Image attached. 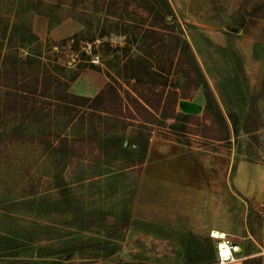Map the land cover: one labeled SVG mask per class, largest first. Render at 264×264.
<instances>
[{"label": "rangeland", "instance_id": "1", "mask_svg": "<svg viewBox=\"0 0 264 264\" xmlns=\"http://www.w3.org/2000/svg\"><path fill=\"white\" fill-rule=\"evenodd\" d=\"M168 1L174 12L168 22L191 43L227 121L234 112L240 123L230 142L210 139L223 135V123L209 120L200 123L214 130L202 134L194 124L188 137L203 150L224 155L231 176L222 185L227 199L221 212L230 215L233 225L227 238L241 245L242 264L262 260L264 0ZM146 2L0 0V264L105 259L112 264L117 259L120 264H220L217 230L214 237L210 231L194 240L191 232L132 219L142 170L130 167L141 157L132 128L125 136L131 142L127 154L114 159L97 150L99 137L121 133L122 124L87 116L85 107L72 110L70 97L55 100L67 92L95 98L109 84L124 94L133 83L126 82L132 71L125 62L139 55L161 73L153 77L158 86L177 89L179 98L194 95L197 79L184 66L171 64L170 47L156 39L144 41L142 29L152 19ZM159 117L162 125L154 126L152 135H161L171 122ZM59 135L75 141L72 158L53 150ZM179 158L183 169L197 164L200 183L207 179L198 156L188 152ZM175 164L170 161L169 171Z\"/></svg>", "mask_w": 264, "mask_h": 264}, {"label": "trees", "instance_id": "2", "mask_svg": "<svg viewBox=\"0 0 264 264\" xmlns=\"http://www.w3.org/2000/svg\"><path fill=\"white\" fill-rule=\"evenodd\" d=\"M145 1L149 5L146 2L144 8L152 16V19L142 29L141 34L144 37V41H147L149 38L156 39L161 41L163 46L167 48L169 46L170 49L167 56L171 64L182 65L186 68L189 76L195 75V79H197L195 88H202L204 90L206 99L204 114L197 116L178 112L176 106L180 97L179 91L158 86L154 82L153 77H160L161 73L150 65L149 59L143 55H139L136 58L128 57L125 62V69L132 71L126 77V82L133 81V83H128L129 88L124 89V94L114 85L109 84L107 85L109 90H102L95 98L73 95L68 92L67 97H62L61 95L55 97V100L60 102H68L67 99L70 97L72 100L70 102L71 105H75L72 110L79 111L76 107H85L86 111H83L85 115L92 118L97 117L101 122L109 119L115 123L122 124L121 133L108 134L102 137V139L99 137L97 150L101 153L104 151L114 159H119L127 154L126 150L130 147L131 142L125 145V136L128 130L132 128V136L138 138L137 145L141 149V157L137 161H132L130 167L141 166V168L146 161L154 126L162 125L159 116H162L163 120L171 121L160 135L163 139L199 148H203V146H196L197 144L192 143L188 137V135L193 133L192 126L194 124L199 125V131L202 134H207L211 129L214 130L215 127H211V125L204 122H207V120L212 121L214 124L222 122L223 135L220 138H216L215 136L218 135L215 134L209 136L213 142L218 143L223 141L230 142L232 137L238 136L240 124L237 114L234 112L229 115L230 122L227 121L221 103L214 94L191 43L182 35L177 34L176 31L179 27L175 23L170 24L168 22V17L174 15L169 1ZM162 6L166 8L165 12ZM170 42L175 43V45L171 46ZM149 46L153 48L154 44H149ZM236 57L239 67L243 70L242 59L238 55ZM151 77L153 81H151ZM218 90L222 103L225 104V99L221 94L220 88ZM202 120L204 122L200 123ZM57 138L53 150L61 154L64 159L75 156L74 152H71V148H75V144L71 142L75 141H70L67 136L63 135H59ZM196 237V234L190 233V238L196 240ZM205 238L207 239V237ZM210 258V256L205 257L204 261ZM244 264H262V260H246Z\"/></svg>", "mask_w": 264, "mask_h": 264}, {"label": "crops", "instance_id": "3", "mask_svg": "<svg viewBox=\"0 0 264 264\" xmlns=\"http://www.w3.org/2000/svg\"><path fill=\"white\" fill-rule=\"evenodd\" d=\"M205 104L204 94L198 88L192 97L179 98L176 109L180 113L202 116ZM188 152L198 156L205 164L208 172L205 181L200 183L203 179L197 173L196 163L186 165L183 169L181 161L177 162L180 155ZM173 155L176 157L171 160ZM224 158V155L218 152L189 147L163 139L160 135H153L136 187L132 219L202 236H206L210 231L213 236V231L217 230L225 234L226 239L232 237L233 225L230 215L221 212L222 200L227 199L222 196V185L226 187L231 176L230 166L226 165ZM174 159L177 166L169 171L170 161ZM216 239L218 238L215 237ZM228 240L241 249L238 242ZM235 256L236 261L226 264L243 263V253H235ZM121 261L122 259H117L115 263L120 264ZM105 263L112 264V261L105 259L94 264Z\"/></svg>", "mask_w": 264, "mask_h": 264}, {"label": "built area", "instance_id": "4", "mask_svg": "<svg viewBox=\"0 0 264 264\" xmlns=\"http://www.w3.org/2000/svg\"><path fill=\"white\" fill-rule=\"evenodd\" d=\"M93 62L94 63H98L99 62V56H96L93 59ZM218 239H219V242H218V255H219L220 264H226L228 262L236 261L235 253H237V250H238L239 246L234 245L230 240L226 239L225 237L224 238H218ZM222 241L226 242L229 245V247H230V255H228V256H223L221 254V249L220 248H221V242Z\"/></svg>", "mask_w": 264, "mask_h": 264}, {"label": "bare ground", "instance_id": "5", "mask_svg": "<svg viewBox=\"0 0 264 264\" xmlns=\"http://www.w3.org/2000/svg\"><path fill=\"white\" fill-rule=\"evenodd\" d=\"M217 237L218 238H224L226 236H225V234H223V233L218 231L217 232ZM220 249H221V254L223 256L230 255V247H229V245L226 242H224V241L221 242V248Z\"/></svg>", "mask_w": 264, "mask_h": 264}, {"label": "water", "instance_id": "6", "mask_svg": "<svg viewBox=\"0 0 264 264\" xmlns=\"http://www.w3.org/2000/svg\"><path fill=\"white\" fill-rule=\"evenodd\" d=\"M234 30H235V29H234ZM127 144H128V142L125 143V145H127Z\"/></svg>", "mask_w": 264, "mask_h": 264}]
</instances>
